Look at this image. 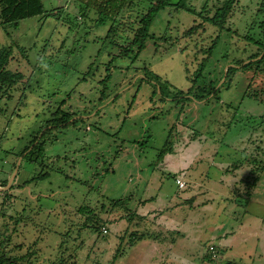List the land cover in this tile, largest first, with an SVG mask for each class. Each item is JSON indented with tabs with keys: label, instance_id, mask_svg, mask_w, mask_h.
Returning a JSON list of instances; mask_svg holds the SVG:
<instances>
[{
	"label": "rangeland",
	"instance_id": "rangeland-1",
	"mask_svg": "<svg viewBox=\"0 0 264 264\" xmlns=\"http://www.w3.org/2000/svg\"><path fill=\"white\" fill-rule=\"evenodd\" d=\"M41 1L42 15L0 26V48L11 51L7 70L23 75L0 100V254L21 264H257L264 65L226 69L255 54L243 37L260 19L262 0H238L230 30L205 23L190 36L201 19L170 0L144 49L126 57L119 53L136 22L119 23L107 38L111 22L97 23L93 10L82 17L74 0ZM220 1L186 4L204 5L207 15ZM148 7L138 0L130 17ZM200 87L219 91L204 102L184 99ZM57 111L70 114L67 125L52 123ZM168 137L172 152L159 158ZM38 142L43 157L29 163L23 151ZM250 157L263 170L247 197ZM118 199L143 219L114 213L108 206ZM84 206L93 215L81 213ZM133 232L152 239L129 247Z\"/></svg>",
	"mask_w": 264,
	"mask_h": 264
},
{
	"label": "trees",
	"instance_id": "trees-1",
	"mask_svg": "<svg viewBox=\"0 0 264 264\" xmlns=\"http://www.w3.org/2000/svg\"><path fill=\"white\" fill-rule=\"evenodd\" d=\"M79 4V11L82 17L86 16L87 10H93L97 15L96 22L99 24H103L106 20L111 22V27L108 30L107 38L109 36H115V31L117 30L116 25L120 23V25L128 27L133 25L134 22L136 24L134 27L130 26V33L132 35V39L130 40L128 46L123 47L120 51L119 55L122 57L129 56L130 53H133V49L136 48V53L142 51L145 47V41L150 38L149 30L150 27L155 20L157 14L163 10L165 7L171 5L170 0H140V2H147L149 4L148 9L143 12L140 16H136L135 19L130 17L131 12L136 8L138 4V0H74ZM187 0H179L175 6L179 9L185 10L193 15H197L201 19V23L198 25H193L184 35L190 36L195 33L200 27H202L205 23L216 27L218 30L222 31L224 29L230 30L228 25V20L231 16V13L238 3V0H221V4L212 9L211 13L204 14V5L201 9L196 10L194 7L187 6ZM44 13V7L41 0H0V26L6 25H17L19 21L40 16ZM256 16H259L260 19L250 25L248 31L243 37L244 41L255 48V54L248 57L246 61L239 62V60L234 61V65L232 67H228L226 69V74H233L234 72L240 70L242 72H249L254 70H259L261 66L264 65V0L259 5L258 10L256 11ZM133 19V20H132ZM134 28V29H133ZM125 29V30H126ZM113 40V39H112ZM218 40L216 37L215 42ZM113 42V41H112ZM212 45V46H213ZM258 51V52H256ZM11 59V51L9 47H1L0 48V100L6 96H9V92L14 88L15 85L20 83L23 80V75L19 72H12L7 70V65L9 60ZM204 70V63H201L198 69L195 72L193 80H191L194 84L198 82L199 77L202 76ZM109 75L107 76V80H109ZM193 95L187 96L184 99H191L195 102H204L208 100L210 96H217V90L205 89V88H197ZM181 93V92H180ZM248 93V92H247ZM245 94L244 97H252L254 96ZM60 114V117H58ZM56 117L52 120V123L55 125L63 124L64 126L68 124L70 119L69 113H61L57 111ZM34 143L32 141L31 145ZM30 145V146H31ZM172 140L168 137L165 147L161 150L159 158L162 156L171 153L172 149ZM28 153L25 155L26 160L29 163H36L39 158L43 157V143L38 142L29 149V146L23 151ZM22 152V153H23ZM254 159V160H251ZM250 162H247V165L250 167L248 174L244 177L242 181L250 182L251 187L246 191V196L250 197V191L253 190L257 181L259 180V174L263 170V162H259V165L256 164V158L250 157ZM241 166L238 164L233 168H238ZM176 179V178H175ZM241 181V182H242ZM26 184V183H25ZM246 186V184H245ZM186 187V184L183 188H178L182 190ZM188 202H192V198L187 200ZM128 199H118L112 200L109 204V208H111L114 213L115 212H123L128 215L131 213L127 207ZM81 213H89V215H93V212L88 209V206L81 207L79 209ZM131 216H135L136 220H142L143 217L137 215L136 212L130 214ZM24 219V218H23ZM131 219V218H130ZM152 239L151 234L146 233H136L133 232L130 234L128 238V246L132 247L136 242L142 241L143 239ZM119 253V248L116 250L114 255V260L117 259ZM0 264H21V258L12 257L6 254H0ZM114 264V263H111Z\"/></svg>",
	"mask_w": 264,
	"mask_h": 264
},
{
	"label": "crops",
	"instance_id": "crops-1",
	"mask_svg": "<svg viewBox=\"0 0 264 264\" xmlns=\"http://www.w3.org/2000/svg\"><path fill=\"white\" fill-rule=\"evenodd\" d=\"M179 179V178H178ZM180 180V179H179ZM184 183V182H183ZM176 184V183H175ZM184 185H185V183H184ZM178 187V186H177ZM192 198V202H188L187 200H189V199H191ZM191 198H187V199H185L184 200V205H189V206H192V204H193V199H194V197H191ZM176 244V240H175V242L174 243H170V245H175ZM264 259V253L262 254H259L258 255V258H257V260H256V262H257V264H258V262H261L262 260Z\"/></svg>",
	"mask_w": 264,
	"mask_h": 264
},
{
	"label": "built area",
	"instance_id": "built-area-1",
	"mask_svg": "<svg viewBox=\"0 0 264 264\" xmlns=\"http://www.w3.org/2000/svg\"><path fill=\"white\" fill-rule=\"evenodd\" d=\"M175 183L178 186V188L184 187V183L181 180H179L178 178L175 179ZM104 232H106V231H104Z\"/></svg>",
	"mask_w": 264,
	"mask_h": 264
}]
</instances>
